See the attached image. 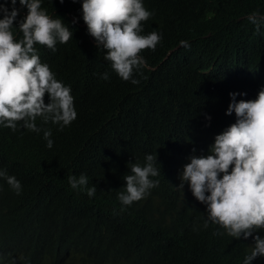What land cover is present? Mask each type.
<instances>
[{"label":"clouds","instance_id":"1","mask_svg":"<svg viewBox=\"0 0 264 264\" xmlns=\"http://www.w3.org/2000/svg\"><path fill=\"white\" fill-rule=\"evenodd\" d=\"M0 1V201L7 200L12 217L22 223L8 219L12 226L28 236L21 245L24 257L43 262L50 252H79L80 234L74 233V224L80 218L86 223L77 230L86 226L114 241L131 239L136 229L151 239L179 229L175 211L163 218L156 194L161 165L173 162L180 175L176 188L183 192L186 183L195 203L191 226L199 220L205 228L222 232L214 234L248 239L249 247L236 264H264V238L256 235L264 233L260 52L235 70L257 84L246 93L230 92L206 113L176 109L170 127L136 122L133 133L119 126L109 140L110 159L107 146L99 155L96 179L90 181L86 173L70 175L64 196L55 200L51 166L58 155L57 140L78 116L72 89L58 80L59 73L63 75L69 63L76 67L79 57L91 50L109 62L121 80L139 84L136 77L149 68L141 53L154 52L163 39L156 31L142 34L143 26L152 30L161 0H59L68 4L64 12L47 7V0ZM247 19L260 32L257 37L252 29L258 52L260 42L264 44V16L253 12ZM211 21L219 27L228 20L217 14ZM189 47L181 41L168 51L188 52L184 71L196 62ZM101 79L109 80V73ZM237 95L242 96L239 101ZM233 113L236 118L226 123ZM175 151L180 160H173ZM5 258L0 250V264Z\"/></svg>","mask_w":264,"mask_h":264},{"label":"trees","instance_id":"2","mask_svg":"<svg viewBox=\"0 0 264 264\" xmlns=\"http://www.w3.org/2000/svg\"><path fill=\"white\" fill-rule=\"evenodd\" d=\"M45 5H53L62 12L69 9L67 3L60 4L59 0H47ZM253 12L264 16V0H230L225 4L215 0H161L152 30L143 26L142 34L156 31L163 39L154 52L144 50L141 53L149 68L142 69V77H136L140 80L137 85L121 80L112 71L110 63L91 50L82 51L84 54L77 60L76 67L69 63L66 70L63 69V75L59 73L58 80L71 87L78 116L57 140L58 155L51 166L54 199L64 196L63 188L69 185L70 175L86 173L90 181L96 179L99 155L107 146L106 160L110 159L112 143L109 140L119 126L133 133L136 128L133 130L132 124L136 122H142V127L147 126V122L170 127L176 109L206 113L217 99L229 96L230 92L246 93L249 87L257 85L251 83V78L241 77L235 71L248 59L258 57L259 52V60L264 64L263 42L259 41L260 51L255 52L260 32L257 33L247 19ZM217 14L228 20L219 27L211 21ZM261 30L264 33V24ZM181 41L189 43L196 60L185 71L189 65L188 52L179 48L168 54ZM104 72L109 73L107 81L101 79ZM239 97L242 96L237 95V101ZM45 100H48L47 94ZM235 118V113L227 115L226 123ZM103 123L105 126L102 127ZM129 148L134 146L130 144ZM172 158L180 160L179 153L173 152ZM161 166L163 170L156 190L159 208L164 219L175 211V220L181 225L179 229L152 239L136 229L131 239L114 241L86 226L77 230L80 224L86 223L80 218L74 224V233L80 234L79 252H50L41 262L31 256L24 257L21 245L28 236L9 222L22 225L20 220L12 217L11 208L4 199L0 201V250L2 258L6 255L2 264H236L249 247L248 239L214 234L222 232L213 226L205 228L199 220L191 226L189 217L196 210L186 183L183 192L176 188L180 184V175L176 173L175 163L166 162ZM256 235L264 238V233ZM20 256L24 258L12 262L14 257Z\"/></svg>","mask_w":264,"mask_h":264}]
</instances>
